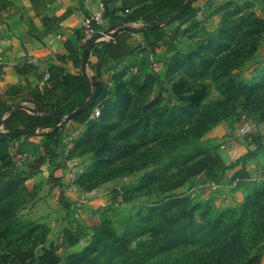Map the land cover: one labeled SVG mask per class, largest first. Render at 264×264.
I'll list each match as a JSON object with an SVG mask.
<instances>
[{"label": "rangeland", "instance_id": "374dc122", "mask_svg": "<svg viewBox=\"0 0 264 264\" xmlns=\"http://www.w3.org/2000/svg\"><path fill=\"white\" fill-rule=\"evenodd\" d=\"M234 1L243 7L242 13L235 18L242 17L245 20L239 22L242 28L230 41L234 47L230 64L214 56L215 65L211 64L205 70L201 66V55L206 51H215L216 40L210 43L208 39L220 26V19L214 29L195 26L189 33L178 35L175 40L170 37L166 39L156 54V58L163 63L159 71L152 69L146 57H142L136 64L130 63L124 69L128 72L122 81L125 88L121 91L128 89L134 94L138 86L153 82L155 87L148 100L159 92L162 97L171 93L173 100L170 99V103L166 101V104L178 101L179 92L192 94L207 91L209 95L205 103L222 98L224 83L232 78L233 86L240 89L239 92L235 89L236 93L225 98H231L227 106L232 109V113L201 136H193L191 126L179 124L175 133L180 135V139L173 141L174 148L170 144L148 146L135 149L127 156L121 148L124 141L119 133L131 119L122 118L123 112L119 106H110L106 110L103 119L106 135L94 133L93 124L101 120V115L100 119L92 120L81 131L72 145L61 146V152L55 150L56 154L47 156L41 162L37 158L42 153L39 154L38 150L36 154L32 145L24 140L25 136L15 140L0 135V250L35 246L39 252L42 246H47L55 248L61 259L60 264H107L103 255L99 257L94 249L97 244H94V238L100 226L110 225L119 233H124L135 220L134 217L140 212H146V207L152 203L166 195H188L194 204L209 209L213 214H224L225 217H231V220L241 219L238 225L240 240L234 254L231 248L219 260L206 263L202 255L210 247L201 246L198 253L182 257L181 262L177 261L181 256L174 254L168 264H250L248 258L264 244V182L241 180L237 187L239 199H232V196L230 202H225L224 196H219L221 191L213 194L209 186L204 185L208 178L206 171L191 176L192 171L176 164L172 166L173 156L179 154L202 155L195 161L197 163L207 159L205 154H218L223 171H227L217 174L215 180L225 178V182L230 181L233 178L230 168L234 156L228 145L223 147L220 141L222 138L225 140L224 135L227 134L221 131L214 133L212 130L218 124L234 122L237 117L248 112L256 121L261 118V110L257 106L264 98V0ZM226 7L228 14L233 17L231 14H235L236 8L232 5ZM250 12H255V16L249 15ZM256 15L261 20H256ZM223 17L222 12L220 18ZM253 86L255 91L248 100L246 95L253 90ZM16 152L28 153L29 158L25 163L17 165L13 160ZM68 158L76 160L79 166L75 180L78 186L76 192L68 188ZM36 166L37 171L29 173L31 167ZM49 177H52L51 185ZM167 188L165 194L163 191ZM60 194L71 204L70 209L60 203ZM65 228L77 231L80 235L78 244H60ZM147 237L143 235L138 239ZM97 239L99 242L105 240L102 237ZM135 242L131 244L134 246ZM193 248L190 247L186 252H191ZM85 249L94 258L91 263L87 256L85 259L84 256L76 259L75 254ZM214 256L212 253L211 259H215ZM155 258L160 260L161 255Z\"/></svg>", "mask_w": 264, "mask_h": 264}, {"label": "trees", "instance_id": "16d2710c", "mask_svg": "<svg viewBox=\"0 0 264 264\" xmlns=\"http://www.w3.org/2000/svg\"><path fill=\"white\" fill-rule=\"evenodd\" d=\"M187 1L127 0L122 8L124 15L119 18L118 16H114V22L119 23L120 28L115 31L112 40L104 42V52L112 61L122 62L139 49H149L151 52H155L160 44L165 41L166 37L175 40L179 32L174 30L170 34L164 25H160L159 23L176 15ZM8 4V0H0V13ZM226 5H232L236 8V11H234L235 14H231L234 15L233 17L228 14ZM248 6H252V4H248ZM126 10H129V12ZM242 11L243 7L240 6L239 2L234 0L225 2L219 8V12H223L225 18L223 17L224 20L221 18L220 26L215 29L216 31L208 39L210 43L216 40V44L214 45L215 51H206V53L204 52L201 55V66L203 70L211 64L215 65L216 60H214V56L220 57L222 62H228L229 64L233 60L232 56L234 55V51L232 52V50L234 47L230 41L237 31L242 28L239 22L245 19L242 17L235 18ZM254 13L250 12L249 15H253ZM191 14L192 5L177 20H183ZM257 16L256 20L259 18ZM104 17L106 21L107 5H105ZM259 19L261 20V18ZM138 20H142L144 25H149V27L144 30V38L142 41L133 45L127 39L131 31L124 27V24ZM26 65H29V63L17 67H25ZM51 78L52 75L49 80ZM233 83L232 78L226 80L224 83V92H222L224 97L209 101L208 103H205L209 95L207 91L194 92L192 94L179 92L177 94L179 100L176 102L172 101L171 104H166V101L170 103V99L173 100L171 93L162 97L161 92H159L151 100H148L155 87V83L152 82V84L145 83L138 86L134 94L128 89L120 90L117 94L118 100L114 105H110L107 99H105L106 93H103L101 88L96 101L79 112L73 119L80 122L88 121L94 108L100 105L103 117L101 116V120L93 124L95 126L94 133L99 132L100 134L106 135V126L103 120L107 113L106 110L110 106H119L118 108L123 112L122 118L131 119L126 128L119 133L120 138L124 141L121 148L127 156L135 149L138 150L148 146H166L170 144L174 148L173 141L180 139V135L175 133L179 124L191 126L190 130H194L193 136H201L215 126L221 119L232 113V109H229V106H227V102L231 98H228V100L225 98L229 94L233 95L234 92L240 91L239 88L233 86ZM67 85L68 87L70 86L71 91L66 93L63 91L67 89ZM123 85L125 86V84ZM57 87L62 92L56 96L51 105L42 104L33 113H29L25 109L15 111L5 121V129L7 132H0L1 136L35 135L36 132L32 130L38 128V134L44 137L42 144L44 153L41 157L37 158V161L40 162L47 156L55 153V147L59 144V139L63 135L62 125H59L61 122L60 118L67 116L77 108L83 106L95 90V84L93 83V86H91L87 74H81L79 77L64 76L54 87L49 88L45 86L43 93L37 92L35 100L44 101L50 97L53 98L54 89H57ZM254 88L255 86L251 88L253 89L251 92L247 95L245 94L248 100H250L254 93ZM65 97L74 98L75 100V105L69 110L68 114L62 108ZM253 101L256 102L257 100ZM199 109H202V112H199ZM257 109L261 110V119L264 120V98L259 102ZM199 113H201L200 116H198ZM251 116L253 117L250 112L244 114V118H251ZM44 128H49L50 130L42 131ZM190 130L187 132H190ZM247 139L248 141H253L258 149L264 147V138L256 133H252L251 135L247 134ZM205 155L207 159L197 163L195 161H198L202 155L179 154L178 156H173L174 162H172V166L176 164L180 168L182 167L192 171L191 176L206 171L208 179L210 181H216L217 173L223 170L221 166L222 160L218 154ZM251 155V153L246 154L245 159ZM36 169L37 166L31 167L29 173L36 172ZM48 181L51 185L52 177H49ZM168 189H165L163 192L166 194ZM166 196L146 207V212L138 213L134 217L135 220L128 225V231L124 233H119L110 225L104 224L100 226L97 230V236L94 238V244L97 242L94 249L99 254V257L103 255V259L107 264H162L164 262L168 264V260L174 254L181 256L177 260L181 262V259L188 256V254L198 253L197 250L201 246L210 247V250L204 251L205 255H202L206 263H210L211 260L221 259L231 248L234 254V250L237 247L236 244L240 240V227L238 225L241 219L231 220V217H225L224 214H213L209 209H204L199 204H194L188 195ZM59 201L66 209H70L71 204L64 200L63 194L59 195ZM143 235H147L148 237L138 239ZM100 237L105 239L104 242L98 241L97 238ZM135 240L136 242L133 246L131 243ZM79 242L80 235L77 231L73 228H65L63 230L60 244L74 246ZM190 247L194 248L191 252H186ZM39 250L38 252L35 246L0 250V264L61 263V259L55 248L42 246ZM212 253H214L215 259H211ZM156 255H161L160 260L155 258ZM75 256L76 259L82 256L85 259L87 256L89 263L94 260L87 249L76 253ZM254 260L255 256L252 254L248 258V262L252 264Z\"/></svg>", "mask_w": 264, "mask_h": 264}, {"label": "crops", "instance_id": "0c3cea01", "mask_svg": "<svg viewBox=\"0 0 264 264\" xmlns=\"http://www.w3.org/2000/svg\"><path fill=\"white\" fill-rule=\"evenodd\" d=\"M127 0H8L9 4L0 13V58L8 63H16L25 57L36 56L38 62L30 63L25 67H12L6 74L4 80L0 83L2 92L0 93V132H7L5 121L11 114L19 109H25L29 113L36 112L38 107L51 105L57 95L62 90L58 87L54 89L53 98L50 97L44 101L35 100L37 92H44L45 86L49 88L61 80L64 76H76L87 74L91 86L92 77H96L101 83L102 92L106 93L105 99L108 104H115L118 100V93L124 87L123 79L128 72L124 71L130 63L136 64L142 57L149 59L150 50H137L122 62H114L104 52V42L100 39L92 46L82 45V20L88 13L101 9V2L107 5V19L105 30H111L114 33L120 28V24L114 22V16L122 17L123 6ZM230 0H193L192 14L183 20H174L172 22L164 21L167 31L172 33L176 30L181 33H189L195 26H205L208 29H214L219 24V8ZM151 2V1H149ZM114 10V11H113ZM124 26L132 32L128 34V41L133 45L142 41L144 38V23L142 20L125 23ZM61 35V37H58ZM169 39V37H166ZM163 41L154 52L155 54L163 47ZM170 41V40H169ZM87 49L86 73L83 70V59ZM51 70L52 78L42 84L43 70ZM70 87V86H69ZM63 92H69L71 89ZM52 98V99H51ZM64 99V98H63ZM75 105L74 98H66L62 108L68 114L69 110ZM20 107V108H19ZM80 108V107H79ZM42 114V113H37ZM69 115V114H68ZM254 117V116H253ZM80 121L70 119L59 123L62 125L63 134L73 133L81 126ZM245 125H249L248 135L256 133L264 138V120H254L244 115L237 117L234 122H224L218 124L214 133H225L223 147H229L233 155L234 163L231 165L233 178L249 180L256 174L264 176V147L256 148L253 141H248L247 134L242 131ZM44 128L42 131H48ZM35 135L10 136L15 140L23 139L26 143L32 145V150H38L43 155L42 144L44 137L39 135V129H35ZM67 132V133H66ZM37 141L36 144L34 141ZM35 144V145H34ZM33 151V152H34ZM252 155L245 159V155ZM243 155V157H241ZM222 170L217 174L225 173ZM207 176V175H206ZM223 179L220 182L222 188L219 196H228L229 199H239L237 187H230L229 182ZM231 179V180H232ZM204 185L209 186L212 181ZM264 182V181H262ZM240 183V182H239ZM239 185V184H238ZM223 199V198H220ZM217 199H215V202ZM230 202V201H229ZM220 205H222L220 203ZM255 260L252 264H264V244L253 254Z\"/></svg>", "mask_w": 264, "mask_h": 264}, {"label": "built area", "instance_id": "2783aa9c", "mask_svg": "<svg viewBox=\"0 0 264 264\" xmlns=\"http://www.w3.org/2000/svg\"><path fill=\"white\" fill-rule=\"evenodd\" d=\"M104 10H105V5L103 4V2H101V9L88 13L84 16L83 20H82V26H81V30H82V38H81V42L82 45H90L91 43L94 44L95 42H97L100 39L103 40H112L114 37V33L110 32L109 34L106 32L107 30H105V26H106V21H105V17H104ZM127 12H129V10H126ZM132 32V30H131ZM58 37H61V35H58ZM39 60L38 57L36 56H31V57H25L22 60L16 62V63H8L5 62L4 60H2L0 58V83L4 80L6 74L10 71V69L12 67H17L19 65H24L26 63H37ZM149 60H150V65L152 67V69L154 71H159L162 66L163 63L158 60L156 58V54L154 52L149 53ZM43 74V80H42V84L46 83L49 79H50V70L49 68H45L42 72ZM2 92V88L0 86V93ZM102 115V110H101V106L98 105L94 108L90 119L88 121H84L81 123V126L78 130H75L73 133H69V134H63L62 137L59 139V144L56 145L55 149L58 151H62L61 146H70L73 144V142L75 141V139L79 136V134L81 133V131L88 126L89 122L92 120H96L98 118H100ZM249 125H245L242 129V131L244 133H248L249 131ZM29 158V154L28 153H23V152H16L15 156L13 158L14 162L19 165V164H23L27 161V159ZM66 168L68 170V179L69 180V190L71 191H77L78 190V186L75 182L76 177L78 175L79 172V166L76 160L72 159V158H68L67 162H66ZM249 180H253V181H257V182H262L264 181V176L263 174H256L253 175L249 178ZM241 181L240 178H234L232 180H230L229 182V186L230 187H237L239 182ZM209 188L212 192H214L213 194L219 192L222 188L220 182L218 181H212L209 184ZM224 201L225 202H229L230 199L228 196L224 197Z\"/></svg>", "mask_w": 264, "mask_h": 264}, {"label": "water", "instance_id": "95a60500", "mask_svg": "<svg viewBox=\"0 0 264 264\" xmlns=\"http://www.w3.org/2000/svg\"><path fill=\"white\" fill-rule=\"evenodd\" d=\"M193 2V0H188L184 6L181 8V10L176 14L174 15L173 17L169 18L168 20H166L167 22H172L176 19H178L180 17V15L182 13H184V11L191 5V3ZM158 24V23H156ZM160 24V23H159ZM161 25V24H160ZM126 27V26H124ZM149 25H146V26H143L144 29L148 28ZM127 28V27H126ZM129 29V28H128ZM108 34L111 32V30H107L106 31ZM92 46V43L90 45L87 46V49L88 47ZM87 49L85 51V54H84V59H83V70L84 72L86 73V60H87ZM92 82L95 84V90L93 92V94L91 95V97L85 102V104L83 106H81L80 108H77L76 110H74L73 112H71L69 115L65 116V117H61L60 119L63 120V121H68L72 118H74L79 112H81L82 110H84L85 108H87L88 106L92 105L100 91H101V83L99 82V80L96 78V77H92L91 78ZM20 108V107H19ZM32 131H35V130H32Z\"/></svg>", "mask_w": 264, "mask_h": 264}]
</instances>
